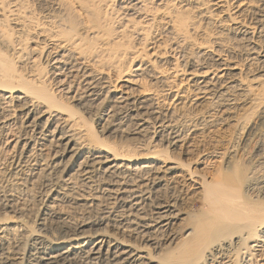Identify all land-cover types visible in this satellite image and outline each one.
Here are the masks:
<instances>
[{"label":"bare ground","instance_id":"obj_1","mask_svg":"<svg viewBox=\"0 0 264 264\" xmlns=\"http://www.w3.org/2000/svg\"><path fill=\"white\" fill-rule=\"evenodd\" d=\"M42 1L0 0V264H264L229 150L264 118V0Z\"/></svg>","mask_w":264,"mask_h":264},{"label":"rangeland","instance_id":"obj_2","mask_svg":"<svg viewBox=\"0 0 264 264\" xmlns=\"http://www.w3.org/2000/svg\"><path fill=\"white\" fill-rule=\"evenodd\" d=\"M116 1L111 0L112 7H115ZM29 3L33 5V8L40 9V6L45 2L42 0H29ZM7 25L9 26L8 28H12L11 23ZM12 36L14 38L15 35ZM29 41H25L26 44H30L31 42ZM250 113L248 114V116L250 115L249 118L247 117L246 119V125H240L234 130L232 141L229 144V147H231L229 150H233L232 159L243 164L246 181L261 175L264 176V153L258 152L254 147L256 136L254 128L264 130V118L258 115V110L250 111ZM109 142H115V139H109ZM245 157L246 160H244Z\"/></svg>","mask_w":264,"mask_h":264}]
</instances>
